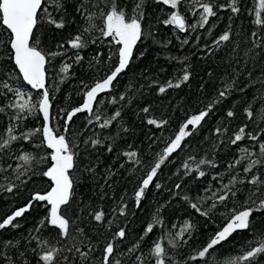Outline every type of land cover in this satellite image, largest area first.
I'll return each mask as SVG.
<instances>
[{
    "label": "trees",
    "instance_id": "obj_1",
    "mask_svg": "<svg viewBox=\"0 0 264 264\" xmlns=\"http://www.w3.org/2000/svg\"><path fill=\"white\" fill-rule=\"evenodd\" d=\"M216 2L223 3L225 0H216ZM76 3L77 0H67L65 19L68 22L63 29H57L42 22L37 32L40 46L45 51L64 53L46 65L48 86L56 88L58 85V90L53 92L54 99L51 101L54 116L52 124L61 131V126L64 124V119L61 117L65 115L61 110H71L80 106L83 101V92L86 90L84 85L93 86L118 62L116 56L118 46H114L106 39H97L96 43L91 42L98 34L88 38L84 49L75 50L67 46L66 41L74 36L79 26L83 24L82 19L74 12ZM238 3L241 8L238 15H233L230 11H219L217 17L212 18L211 23L214 27L209 34L206 29L199 28L195 32L189 30L186 33H180L171 26L166 27L157 23V17L163 19L165 16V13L160 11L163 6L153 3V0H147L143 27L154 36L138 42L128 69L120 74L110 92L101 93L98 97L102 103L96 107L102 118L120 109L122 115L119 122H114L111 127L104 130L99 129L98 126H89V130L85 132V138L98 137L103 144L95 149L90 146L85 149L82 138L78 134L84 129L88 114L78 113L73 118L71 138L80 144L81 153L80 169L77 171L80 182L76 186L75 199L78 206L84 209L79 226L84 228L95 249L92 264H100L102 249L109 241L117 245L114 259H121L122 264H137V261L133 259L135 256L141 257L144 264H154V258L150 256L149 251L153 241L169 233L175 236L176 230L184 227L186 223L193 225L191 238H188V234L185 235V239H188L187 244L181 242L180 247L173 249L168 247L167 239L161 240V243L168 248L169 264L173 262L204 264L203 261L193 262L187 258L203 247L224 225L225 217L221 213H226L229 208L242 210L245 206V199L250 193L244 189H251V185H239L242 191L237 197L228 201L227 207L218 206L209 217L201 216L191 207V203H200L202 208H208L211 201L203 203L201 197L211 194L206 189H216L219 186V181L214 180L213 176L219 174L226 183L230 175L234 174L227 166L237 156V148L251 143L245 140L241 145L232 146L227 142L228 137L244 124L249 125V130L256 128V125L247 119L245 108L251 105L253 108L264 110V104L259 102V97L264 95V85L259 82L260 79H264V49H254L251 37L253 31H258L264 36V29L258 28L253 23L254 16L250 14L255 0H238ZM127 6L131 9V0H128ZM54 14L57 17L60 15ZM197 18L188 14L189 22L194 23ZM229 27L232 33L231 40L223 43L219 49L215 48L213 41L224 31L229 30ZM7 38L8 33L0 27V40H7ZM185 38L189 40L188 44H182ZM59 43H64L65 48L58 49ZM77 53L83 57L78 63L75 62ZM8 55L7 48H0V74L8 70L13 73L17 71ZM172 57L177 59H170ZM64 63L72 64V68L69 78L64 83H59L63 75L59 69ZM185 67L190 73V79L180 88H171L160 94L159 86L165 85L169 80L177 81ZM12 83L17 86L19 82ZM226 84L233 86L226 98H220L219 91L224 90ZM29 90L35 99L39 98L38 91ZM122 94L126 96L125 101H118L115 105L109 103L113 97L118 100ZM217 100L219 102L214 104L212 111L202 124L182 143V148L161 165L153 184L146 190L140 207L137 208L134 199L135 191L151 167L158 161L159 155L163 154L164 148L174 139L179 127L191 115L206 109L210 103ZM144 107L150 109L148 114L141 111ZM229 110L235 113L233 117L227 116ZM11 114V111L7 109L6 114L0 113V133H3L9 124ZM148 118H154L158 122L166 120L167 124L161 127L149 125L146 122ZM42 125V116L37 115L25 121L20 131L42 127ZM261 126L264 127V125ZM217 127H226L228 133L219 137L214 135ZM125 128L128 130L123 131ZM39 140V137H34L31 142H15L10 149L0 154V167L7 168L11 164L15 168L17 163H22L16 159L22 151L31 152L37 157L45 155L48 152L46 148L33 146L34 143L38 144ZM220 140H224L225 143L221 144ZM109 144L112 145L111 152L107 151ZM126 151H136L140 163L129 161L123 155ZM190 156L196 157L197 161L211 159L217 167L202 165L201 170L206 172L202 178H198L196 172L186 174L187 170L183 168V164ZM188 162L195 167L191 161ZM48 166V162L34 164L35 174L30 172V179L23 178L27 179V183L24 184L15 180L16 173L12 169L0 173V185L7 186L9 182L18 185L12 193L0 191V221L16 209L25 206L34 192L47 190L50 182L41 173ZM87 166H92L94 172H84L83 169ZM260 171L264 173V169ZM156 184H159L160 188H156ZM177 184L181 185L180 189L175 187ZM185 196L188 197L187 200L184 199ZM122 197L123 201H121ZM121 202L128 206L126 216H118L112 212V209ZM89 206L93 209L103 208L107 213L106 219L114 221L111 230L106 224L97 223L87 215ZM46 214L47 208L36 203L24 216L17 218L15 223H18L19 227L9 226L0 230V244L12 241L16 245L11 249H3L4 252L12 255L14 261H19L21 264L24 261L27 264H35L37 257L32 253V249L37 248V242L29 239L30 232L50 240L52 244L56 243L57 230L53 228L42 229L40 233L33 232L40 219ZM154 215L162 220L163 226H157L153 233L140 243V249L129 254L127 250L140 242L147 223L152 222ZM253 220L256 225L255 232L264 228V210L255 212ZM117 225L126 228L127 235L123 241L113 237ZM73 235L75 239L62 241V244L71 247L83 239L79 233H73ZM253 235L254 233L248 231L233 233L228 240L217 246L213 253L215 259H209L208 264H216V260L239 255L241 248L247 249V242L253 238ZM19 252H24L25 255L20 257ZM258 264H264V258H259Z\"/></svg>",
    "mask_w": 264,
    "mask_h": 264
},
{
    "label": "snow or ice",
    "instance_id": "obj_2",
    "mask_svg": "<svg viewBox=\"0 0 264 264\" xmlns=\"http://www.w3.org/2000/svg\"><path fill=\"white\" fill-rule=\"evenodd\" d=\"M66 3L67 0H0V27L4 28L8 33L7 40H0V48H7L8 58L13 62L17 70L16 73L8 70L6 73L0 74V113L6 114V109L12 113L9 117V124L4 129V132L0 133V154L10 149L15 142H31L34 137L40 138L38 144H33L35 148L44 147L48 150L45 155L39 157L31 152L22 151L16 157L22 163H17L15 168L11 164L7 168L0 167V173L12 169L16 173L15 180L24 184L27 183V179L23 178L30 179V172L35 174L34 164L48 162L49 166L41 175L50 182L47 190L34 192L25 206L16 209L0 221V230L9 226L12 228L19 227V224L15 223L17 218L24 216L36 203L46 207L47 214L40 219L33 232L40 233L42 229L53 228L57 230L58 239H56L55 244H52L50 240L42 238L40 235L29 233V239L37 242V248L32 249V253L37 257L35 264H92L95 249L84 228L79 226L84 209L78 206L75 192L76 186L80 182L77 171L80 169L79 159L81 153L80 144L71 138V124L78 113H87V123L78 134L82 138L85 149L89 146L95 149L103 144V141L98 137L88 136L85 138V132L89 130V126H98L101 130L107 129L114 122H119L122 114L121 110L117 109L112 115L102 118L98 107H96L102 103V100L98 99V97H100L101 93L110 92L120 74L128 69L130 62L133 60L134 50L138 42H143L145 39L154 36L152 32L146 31L143 27L147 0H131V9L127 6L128 0H77L74 12L82 19L83 24L79 26L78 32L66 41L67 46L75 50L84 49L87 46L88 38L92 37L93 34H98L91 42L96 43L97 39H106L114 46H118L116 48L118 62L109 69V73L105 77L95 82L93 86L84 85L86 90L83 92V101L80 106L71 110H61L65 114L64 117H61L64 119L61 131L60 128L52 124L54 116L51 101L54 99L53 92L58 90V85L56 88L48 86L46 65L52 59L64 55V53L61 51H45L40 46L41 42L37 32L42 22H46L57 29H63L68 22L65 19L67 15ZM153 3L162 5L163 7L160 11L165 13L163 19L157 17V23L166 27L171 26L180 33H186L189 30L195 32L199 28L206 29L211 34L214 27L211 20L217 17L219 11H230L233 15H238L241 12L238 0H225L223 3H217L216 0H153ZM54 13H59V17ZM188 14L198 17L194 23L189 22ZM250 14L254 16L253 23L258 28L264 29V0H255ZM229 20H231V17H229ZM251 37L253 38L254 49H264V36L260 35L258 31H253ZM231 38L232 33L229 27V30L224 31L213 41V46L219 49L223 43L229 42ZM169 43L171 42L169 41ZM188 43L189 40L187 38L182 40V44ZM162 46L166 47V45ZM57 48L64 49L65 44L59 43ZM82 59L83 57L77 53L75 62L78 63ZM170 59L177 58L172 57ZM71 68L72 64H63L59 69V72L63 74L59 83H64L69 78ZM189 79L190 73L185 67L177 81H167L165 85L159 86L158 91L163 94L168 89L180 88ZM12 82L19 83L14 86ZM259 82L264 85V79H260ZM27 86L39 92L38 99H34L25 90ZM232 86L231 84H226L224 90L219 91V97L226 98ZM125 100L126 96L122 94L118 100L113 97L109 103L115 105L118 101ZM218 102V100L214 101L206 109L191 115L179 127L174 139L164 148L163 154L159 155L158 161L151 167L135 191L134 199L137 208L140 207L146 190L153 184L161 165L173 153L182 148V143L187 137L193 135V132L212 111L214 104ZM259 102L264 104V95L259 97ZM141 111L148 114L150 109L144 107ZM37 115L42 116V127L20 131L25 121ZM234 115L235 113L231 110L227 112L228 117H233ZM245 115L250 122L256 125V128L249 130V125L244 124L228 137L227 142L232 146L241 145L245 140L251 142L246 146L238 147L237 156L228 164V169L234 174L230 175L226 183L223 182V178L219 174L213 176L214 180L219 181V186L216 189H206L211 194L201 197L203 203L211 201L207 209L202 208L200 203H191V207L201 216L209 217L210 213L214 212L218 206L227 207V202L237 197L242 191L238 187L239 185H251V189H244L250 194L246 197L245 206L242 210L229 208L226 213H221L225 217L224 225L203 247L187 258L189 261H203L204 264H208L209 259H215L213 253L216 251L217 246L238 231L254 233L253 238L247 242V249L241 248L239 255L216 260V264H258L259 258H264V228L255 232L256 225L253 220L255 212L264 210V173L260 171L264 169V127L261 126L264 125V110L253 108L249 105L245 108ZM146 122L156 127L167 124L166 120L158 122L154 118H148ZM127 130L126 128L123 129V131ZM227 133L228 129L226 127H217L214 130V135L218 137ZM106 139L111 138L106 137ZM220 143L223 144L225 141L220 140ZM107 151H112L111 144L107 146ZM123 155L133 163H140L137 159L138 154L136 151H126ZM188 161H191L195 167H192ZM188 161L183 164V168L187 170L186 174L196 172L198 178L206 175V172L201 170L202 165L217 167L211 159H200L197 161L196 157L190 156ZM121 166L123 167V165ZM237 169L239 171H236ZM83 171L92 173L94 168L87 166ZM17 187L16 183L9 182L7 186L0 185V191L12 193ZM155 187L160 188V185L156 184ZM175 187L180 189L181 185L177 184ZM101 199H103V196H101ZM184 199L187 200L188 197L185 196ZM121 201H123V197ZM127 207L126 203L121 202L116 208L112 209V212L118 216H126L128 214ZM87 215L97 223L106 224L111 230L114 221L106 219L107 213L103 208L93 209L89 206ZM157 226L162 227L163 222L158 216L154 215L152 222L147 223L140 242L130 247L127 250L128 253L133 254L140 249V243L145 237L153 233ZM192 228V224L186 223L175 236L169 233L153 241L149 251L150 256L154 258V264H169L168 248L161 243V240L167 239L168 247L178 248L181 246V242L183 244L188 243V239H185V234H188L190 239ZM73 233H79L83 239L71 247L64 246L62 241L75 239ZM126 235V228L117 225V230L113 233V237L123 241ZM13 247H16V245L12 241L0 244V264H21L19 261H14L12 255L3 251V249H11ZM102 252L100 264H122L121 259H114L117 245L112 241L104 245ZM72 253H75V255H72ZM18 255L23 257L25 254L24 252H19ZM133 259L137 261V264H144V260L139 256H135ZM23 264H27V262L24 261Z\"/></svg>",
    "mask_w": 264,
    "mask_h": 264
},
{
    "label": "rangeland",
    "instance_id": "obj_3",
    "mask_svg": "<svg viewBox=\"0 0 264 264\" xmlns=\"http://www.w3.org/2000/svg\"><path fill=\"white\" fill-rule=\"evenodd\" d=\"M25 90H27V91L33 96V94L31 93V91H30L28 88H26ZM33 97H34V96H33ZM34 99H35V98H34ZM181 228H183V227H181ZM181 228H178V229L176 230L175 234L178 233V232L180 231ZM185 235H186V234H185Z\"/></svg>",
    "mask_w": 264,
    "mask_h": 264
},
{
    "label": "water",
    "instance_id": "obj_4",
    "mask_svg": "<svg viewBox=\"0 0 264 264\" xmlns=\"http://www.w3.org/2000/svg\"><path fill=\"white\" fill-rule=\"evenodd\" d=\"M27 88L31 89L30 86H27Z\"/></svg>",
    "mask_w": 264,
    "mask_h": 264
}]
</instances>
